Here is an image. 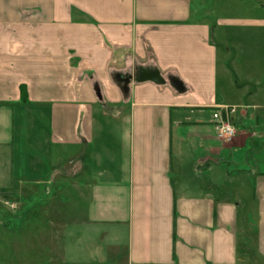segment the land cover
Returning a JSON list of instances; mask_svg holds the SVG:
<instances>
[{
    "label": "crops",
    "instance_id": "obj_1",
    "mask_svg": "<svg viewBox=\"0 0 264 264\" xmlns=\"http://www.w3.org/2000/svg\"><path fill=\"white\" fill-rule=\"evenodd\" d=\"M0 264H264V0H0Z\"/></svg>",
    "mask_w": 264,
    "mask_h": 264
},
{
    "label": "built area",
    "instance_id": "obj_2",
    "mask_svg": "<svg viewBox=\"0 0 264 264\" xmlns=\"http://www.w3.org/2000/svg\"><path fill=\"white\" fill-rule=\"evenodd\" d=\"M233 109L226 108V116L221 119L215 126L218 138L226 143L232 142L237 135V128L233 123Z\"/></svg>",
    "mask_w": 264,
    "mask_h": 264
},
{
    "label": "water",
    "instance_id": "obj_3",
    "mask_svg": "<svg viewBox=\"0 0 264 264\" xmlns=\"http://www.w3.org/2000/svg\"><path fill=\"white\" fill-rule=\"evenodd\" d=\"M151 78H153L152 80H154L155 82H158V80H159L158 78H155L154 76Z\"/></svg>",
    "mask_w": 264,
    "mask_h": 264
},
{
    "label": "rangeland",
    "instance_id": "obj_4",
    "mask_svg": "<svg viewBox=\"0 0 264 264\" xmlns=\"http://www.w3.org/2000/svg\"><path fill=\"white\" fill-rule=\"evenodd\" d=\"M238 133V132H237ZM237 136V135H236ZM235 140V139H234ZM234 140L232 141V142H230V143H227V144H231V143H233L234 142ZM226 143V142H225Z\"/></svg>",
    "mask_w": 264,
    "mask_h": 264
}]
</instances>
